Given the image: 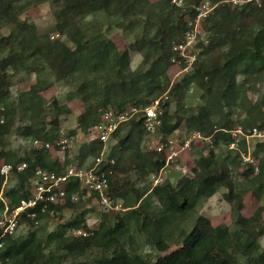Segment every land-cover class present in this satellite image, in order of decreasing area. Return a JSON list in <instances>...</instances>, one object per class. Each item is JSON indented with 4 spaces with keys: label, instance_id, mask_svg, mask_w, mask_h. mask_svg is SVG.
Wrapping results in <instances>:
<instances>
[{
    "label": "trees",
    "instance_id": "1",
    "mask_svg": "<svg viewBox=\"0 0 264 264\" xmlns=\"http://www.w3.org/2000/svg\"><path fill=\"white\" fill-rule=\"evenodd\" d=\"M23 1L0 0V21L5 20L13 26L7 36L1 34L0 27V56L5 55L0 57L3 70L0 73V108H4L0 117L3 115L5 119L0 124V164L27 165L25 171L11 173L17 184L7 191L4 190L6 179L0 175V216L5 209L4 200L13 210L22 200L31 197L28 182L37 168L59 173L73 164L69 151L62 157H53V153L45 149L32 148L20 155L2 148L3 139L12 131L11 81L7 75L10 70L26 69L36 76L50 71L57 81L81 77L77 92L85 109L79 116L78 126L87 135L98 125L106 108L146 107L165 94L168 100L161 103L163 122L155 134L164 142L184 125L187 134L200 132L211 142L207 145L208 155L200 152L195 160L193 177L183 176L176 185L166 180L154 188L142 187L136 185L132 173L145 184L146 178L165 166L166 158L156 151L142 149L148 135L143 119L122 125L111 136L106 155L113 158L115 164L106 165L104 169L109 172L110 195L123 202L124 210L100 208L97 224L93 227H89L84 218L74 219L59 225L46 237L39 233L41 227L30 229L25 236L7 237L1 254L3 264H264L261 243L264 222L258 214L242 215L244 197L248 193L258 200L264 197V139L252 146L258 171L247 164L240 173L243 177L240 182L233 170L238 166L239 154L232 157L235 151H231L224 159L215 151L220 146L229 148L235 142L230 132L238 127L246 133L257 129L264 134V100L252 102L247 96L251 81L264 74V0L237 6L230 5L229 0H210L217 7L203 24L209 35V45L202 53L205 59L196 62L190 76L173 85L168 77L172 46L183 40L185 16L194 19V7L201 0H184L187 8L177 7L171 4L172 0H167L170 11L164 16L157 15L158 25L153 36L135 41L123 51L102 32L90 33L82 21L98 13H105L109 18H127L145 10L146 0H44L55 6L56 29L71 45L40 35L34 25L20 20L16 8ZM195 2L196 5L189 7ZM132 51L143 56L136 70L131 69ZM191 86L202 94V105L196 111L184 104ZM45 88L39 77L20 95L18 101L32 120L23 128L21 136L54 144L61 136V116L69 114L70 109L54 100L50 105L56 111L54 116L48 121L44 119L42 113L47 104L40 92ZM172 102L180 108L181 118L170 113ZM236 110L244 111L245 117L235 120ZM113 141H117L118 146L114 155ZM239 144L247 153V139L241 137ZM101 150L102 144L97 139L87 142L81 148L77 165L83 166L85 158H95ZM221 188L226 189L224 198L234 213V231L226 225L213 226L209 218L198 216L189 232L180 233L181 245L154 263L125 247L124 237L134 227L158 251H167L170 228L180 217L193 212L200 199L213 197ZM72 190L74 188L69 192ZM88 200L96 201L95 196ZM76 204L67 202L57 208L56 216L43 219L61 218L65 210L75 208ZM27 223L29 227L35 226L29 219ZM82 228L90 233L88 237L69 235L70 231Z\"/></svg>",
    "mask_w": 264,
    "mask_h": 264
},
{
    "label": "rangeland",
    "instance_id": "2",
    "mask_svg": "<svg viewBox=\"0 0 264 264\" xmlns=\"http://www.w3.org/2000/svg\"><path fill=\"white\" fill-rule=\"evenodd\" d=\"M166 1L167 0H146L145 10L135 15H130L127 18H121L118 16H112L109 18L105 13H98L89 16L87 19L82 21V25L85 26L92 34L102 32L108 39L115 43L119 51H123L129 49V46L135 41L142 38L149 39L153 36L158 25L157 15L161 13L164 16L168 11H170V7L166 5ZM253 1L256 3L261 2V0ZM171 4H174L177 7L185 6V8H187L184 0H172ZM194 5H196V2L192 5L190 4L189 7H193ZM16 10L19 12L18 17L20 20L27 21L29 24L34 25L40 35H47L51 40H61L62 42L69 44L67 39L60 35L56 29V8L51 1L24 0L18 4ZM185 19L187 25L190 20L189 15H186ZM0 27L1 34L4 36L9 35L13 30V26L6 23L5 20L0 21ZM4 56V54H1L0 57L3 58ZM201 59H205L202 58V53L198 55L197 61ZM142 61V54L133 51L131 52L132 70H136L141 65ZM180 70L182 69H173V66L170 64L168 77L171 81V85L181 82L185 77L192 74V70H190L188 74H186V72L179 74ZM0 73H3V70L0 69ZM7 73L11 81L10 108L12 113L10 115V121L12 123V131L10 135L3 139L2 148L14 151L20 155L28 153L32 149L31 140L24 139L21 136L23 128L29 125L32 120L29 115L25 114L24 108L18 99L20 95L28 91L31 85L36 83L37 79L40 77L43 85L46 86V88L40 92V96L47 104L44 112L42 113L44 119H47L48 121L54 116L56 111L50 106L54 100L58 101L60 105L67 106L70 109L69 114L61 116L59 135L63 134L65 137L70 139V147L69 150L66 151H69L71 158L69 159L70 162L78 164L77 158L81 148L89 141V136L80 130L78 126L79 116L85 109L80 94L77 92V88L82 83L83 79L81 77H76L72 80L57 81L53 72L46 71L40 76H36V74L30 73L26 69L15 72L10 70ZM241 80L242 79L240 78V81ZM201 95L200 91H198L194 86H191L190 90L186 94L184 104L186 107H191L196 111L203 102ZM247 96L252 102L259 99L264 100V74L258 76L256 81H251L248 85ZM161 97L165 99L167 95L164 94ZM167 100L168 99L163 100L162 102ZM170 113L178 115V118H181L182 116L180 108L174 102L170 104ZM244 117V111L236 110L235 120L242 119ZM71 132H75V134L72 135ZM172 136L175 137L178 146H180L181 142L188 138L190 134L186 133L184 125H182L181 128ZM162 141V138L157 134H148L143 142L142 149L144 151H155V147L162 143ZM257 141L259 142L260 140L256 138L248 140V147L246 148L247 153L241 144L236 145L234 148L220 146L215 149L216 153L224 159L230 155L231 151H235L234 153L232 152V157L235 156L236 153L239 154V158L237 160L238 166H234L235 168H233L234 177L238 179L239 182L243 180L240 173L247 168L245 157H248V154L253 157L252 146L255 145ZM208 144H210V140L205 142L194 141L189 151L182 152L175 162L170 163L166 168V180H171V182L176 185L180 179L184 177H193L194 169L196 168L195 160L198 158L200 152H203L204 155H208ZM111 147L112 155L116 154L118 152L117 141H113L111 143ZM58 156L62 157L63 154L59 153ZM255 160L257 161V159ZM93 161L94 157L89 156L83 160V166L92 165ZM155 175L156 174L146 178L144 181L145 184H143L142 181L137 180L135 173H132V178L136 182L137 186L152 187L153 176ZM16 184V178L10 176L5 182L4 190L7 191L12 187H15ZM225 193L226 189L221 188L213 197L200 199L193 212L188 213L185 217H180L170 228L171 236L166 241L169 247L167 251H158L154 245L149 244L146 241L145 235L143 233H138L134 227H131L126 237H124L125 247L127 249L135 250L136 253L144 257L146 260L154 263L158 260V258L168 255L181 245L182 242L180 233L182 231L189 232L198 216H205L209 218L213 226L226 225L234 231L236 229L234 226L235 217L231 205L224 198ZM116 201L122 205V210L120 211H123V202L121 200ZM99 210L100 206L98 202L84 198L76 204L75 208L65 210L61 218L44 219L39 223V225H35L34 227L23 226L19 229L17 235L25 236L29 233L30 229L36 230L41 227L42 229L39 233L43 237H46L47 234L55 231L59 225L74 219L81 221L83 218L86 220L89 227H93L97 224L96 221ZM254 214H258L264 222V197L261 200H258L255 195L250 192L244 197L242 215L244 217H251ZM72 231L69 232V235L72 234ZM261 243L264 247V237H262ZM88 257L89 256H87V258ZM70 260L73 261L77 259L70 258Z\"/></svg>",
    "mask_w": 264,
    "mask_h": 264
},
{
    "label": "built area",
    "instance_id": "3",
    "mask_svg": "<svg viewBox=\"0 0 264 264\" xmlns=\"http://www.w3.org/2000/svg\"><path fill=\"white\" fill-rule=\"evenodd\" d=\"M253 0H229L228 3L237 6L243 5ZM217 4L210 0L199 2L194 8L196 15L194 19H190L186 25V31L181 42H175L172 46L173 56L170 64L173 69H182L179 74L194 69L199 54L203 53L204 47L209 45V35L204 29L205 21L213 14ZM208 36V38H207ZM178 74V75H179ZM168 99L165 97L164 100ZM162 98L154 100L146 107L127 106L122 110L112 107L106 108L101 116L98 125L90 132L89 141L97 139L102 144L101 153L94 158L91 166H79L77 164L69 165L63 172L50 171L44 168H37L33 177L29 180L31 197L21 201L20 205L13 210L7 205L0 216V264L2 251L5 247V239L14 236L23 226H29L27 220H31L34 225L44 220L43 218H52L57 214V208L65 206L67 202L78 203L81 199H90L95 196L101 209L104 211H120L122 205L118 203L110 195L109 172L104 169L106 165H114L113 158H107L108 144L111 136L124 124L135 119H143L147 134L153 135L161 127L164 116V108L161 106ZM3 112L4 108L1 107ZM5 121L4 116L0 117V124ZM235 142L231 144L234 148L239 144L240 138L247 141L256 138L262 141L264 134L253 129L246 133L241 127L230 132ZM210 138H205L200 132H193L188 138L178 143L174 136L168 137L164 142L155 147L157 153L165 156V166L153 176L152 188L162 185L166 181V168L170 163H174L182 152L189 151L194 141L205 142ZM88 141V142H89ZM70 139L61 135L60 138L53 143L45 142L40 139L31 141L33 149H45L54 153L57 157L59 153L65 154L70 147ZM59 148V151L56 149ZM178 149V150H177ZM245 157V162L252 165L258 171V162L249 154ZM26 164H20L14 167L10 164H0V175L6 181L11 173L25 171ZM75 185L79 190H75ZM74 188L71 192L69 189ZM74 237H88L90 233L85 229H75L72 231Z\"/></svg>",
    "mask_w": 264,
    "mask_h": 264
}]
</instances>
